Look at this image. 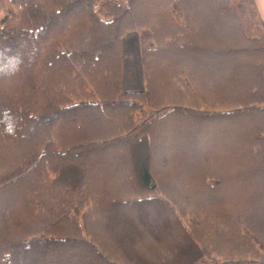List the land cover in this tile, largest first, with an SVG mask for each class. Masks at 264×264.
Segmentation results:
<instances>
[{
    "label": "trees",
    "instance_id": "trees-1",
    "mask_svg": "<svg viewBox=\"0 0 264 264\" xmlns=\"http://www.w3.org/2000/svg\"><path fill=\"white\" fill-rule=\"evenodd\" d=\"M252 5L0 0V264H264L250 215L264 209V34L242 25ZM129 33L139 92L122 88Z\"/></svg>",
    "mask_w": 264,
    "mask_h": 264
},
{
    "label": "rangeland",
    "instance_id": "rangeland-1",
    "mask_svg": "<svg viewBox=\"0 0 264 264\" xmlns=\"http://www.w3.org/2000/svg\"><path fill=\"white\" fill-rule=\"evenodd\" d=\"M198 2H200L202 4L204 3H211L212 0H197ZM257 0H253V5H252V9L255 11L257 17L256 20H253L250 15H249V11L247 8L244 9L245 12V16L242 19V25L244 27V30H246V35L247 32H250L251 29L255 32V35H253L250 38H254L257 36V33L260 31L264 34V10L261 9V7L259 6L258 2H256ZM206 7L203 8V18L206 20L207 16L209 15L208 18H211L210 14H207L205 11L208 10L206 9ZM9 9L1 7L0 8V20H2L7 14H9ZM215 18L217 19V15H214ZM215 23V22H214ZM219 28V25L216 24V29ZM210 30V29H209ZM214 34H217V32H215ZM136 35L134 33H129L127 34L121 41V51L124 54V57L122 56V76L124 77L125 80V85H142L143 88V82H142V77H141V72H140V64H139V59L137 58V51L139 54V50H138V40H137V45H136ZM106 153H100L98 155H96L93 159L94 162L96 163H100V160L103 158V160L105 158H110L114 152V150H110L108 152L105 151ZM142 154H139L136 156L135 160L137 161V163H139V161L143 158L147 159L149 157L150 159V153H146V155L140 157ZM148 155V156H147ZM146 156V157H145ZM151 158H155L153 155ZM156 160V159H155ZM99 161V162H98ZM105 161V160H104ZM150 162V160H149ZM148 162V163H149ZM153 163V165H155L156 161H152L150 162V164ZM97 165V164H96ZM100 166V165H99ZM209 202L211 203L210 206L214 207V208H218L219 206H221V204H223V201L221 199V197H211L209 198ZM129 210V206H124V209L119 210L118 212V219L117 222L121 223L124 220L125 214H127V211ZM155 214V213H154ZM154 214H152L149 217H146L144 219L145 221V225L149 228V230L153 233H157L159 234V232L157 231V229L154 227V223L153 220H156L157 217L154 216ZM251 218H255L257 219V223L260 225V227H262V229L264 228V209L262 207H260V209H258V211H254L253 213L250 214ZM170 231H166V232H161L160 236L162 237V246L165 245L167 246V244L170 243V241H172V234H170ZM171 244V243H170Z\"/></svg>",
    "mask_w": 264,
    "mask_h": 264
},
{
    "label": "crops",
    "instance_id": "crops-1",
    "mask_svg": "<svg viewBox=\"0 0 264 264\" xmlns=\"http://www.w3.org/2000/svg\"><path fill=\"white\" fill-rule=\"evenodd\" d=\"M256 2H258L259 6L261 7V9L264 10V0H257ZM249 34L252 35V31L249 32ZM137 38V36H136ZM136 45H137V39H136ZM122 53V51H121ZM122 56L124 57V54L122 53ZM137 58L139 59V54H138V51H137ZM139 64H140V61H139ZM122 88L125 92H139V91H142V85L139 84V85H125V80H124V77L122 76Z\"/></svg>",
    "mask_w": 264,
    "mask_h": 264
}]
</instances>
